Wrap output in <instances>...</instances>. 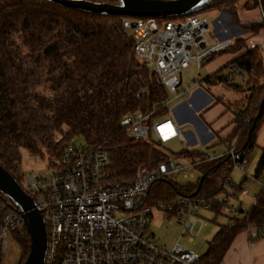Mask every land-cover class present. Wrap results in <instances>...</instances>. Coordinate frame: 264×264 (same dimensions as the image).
Wrapping results in <instances>:
<instances>
[{"label":"trees","instance_id":"16d2710c","mask_svg":"<svg viewBox=\"0 0 264 264\" xmlns=\"http://www.w3.org/2000/svg\"><path fill=\"white\" fill-rule=\"evenodd\" d=\"M85 1L121 4V0ZM239 7H258L262 20L239 23ZM215 10H227L234 22L250 32L264 27V0H209L195 13ZM187 15L157 18L175 20ZM123 17L66 7L51 0H0V165L28 194L18 176L21 150L36 157L47 154L53 161L74 135L83 136L87 145L103 144L109 159V181L134 180L141 168L153 169L168 159L161 143L133 139L120 124L125 113L138 110L162 117L169 99L151 67L134 55V39L124 27ZM226 49L241 52L224 68L233 67V75L246 84L254 79V88L263 86L259 83L264 81L259 47H247L239 36ZM239 70L245 73L241 75ZM219 72L220 69L207 79L212 77V83L217 84ZM38 85H43V91L36 89ZM256 92L257 89L248 107L239 112L236 106L233 108L235 126L227 138H232L235 147L245 154L254 146L264 119V102L260 112H256L264 93ZM221 141L217 138L214 146ZM179 153L186 158H203L195 149L182 148ZM263 168L264 147L255 167L256 178L262 176ZM232 169V160L224 155L211 160L201 182L202 176L193 184L156 178L144 203L162 202L179 193L201 194L214 199L212 208L220 215L224 200H219L218 195ZM0 197L7 199L11 209H17L10 197L1 192ZM249 227L256 228L252 239L264 235V187L247 210L237 207L236 216L218 225L199 264H221L234 237ZM11 234L22 250L17 264H23L29 250V235L25 227L12 230ZM2 256L0 249V264ZM44 264L59 262L55 259Z\"/></svg>","mask_w":264,"mask_h":264},{"label":"built area","instance_id":"2783aa9c","mask_svg":"<svg viewBox=\"0 0 264 264\" xmlns=\"http://www.w3.org/2000/svg\"><path fill=\"white\" fill-rule=\"evenodd\" d=\"M223 14L234 23L231 22V26L240 35L221 38L222 34L227 33L220 29L223 27L220 18ZM122 22L134 39V55L151 67L165 87L168 98L171 96L166 103L165 114L152 124L145 123L151 120L152 112L138 110L125 113L120 124L126 135L136 140L153 138L161 144L179 139L185 141L184 148L204 152L203 160L216 159L218 156L207 150L214 146L217 136L202 119L203 112H193V115L206 129L209 140L205 142H201L194 133L189 121L190 114L185 110V106L191 108V100L196 104L204 101V98L198 100L196 93L204 95V109L215 103V97L203 83L189 85L184 82L181 74L192 64L199 68L209 53L229 47L236 37H242L244 29L232 20L230 12L222 10L212 21L215 37L212 44L201 51L209 44L206 37L207 34L209 36V24L204 13H191L175 20L125 16ZM131 22H134L133 26ZM191 48L195 49L194 55L190 54ZM238 72L241 75L245 73L244 70ZM174 102L177 103L170 108ZM164 124L169 126V134L162 130ZM187 124L190 128L185 130ZM225 149L220 156L228 155L233 168L243 171L247 161L245 152L237 149L233 143L226 144ZM47 162L48 172L29 174L25 181L20 177L44 222L47 263L58 259L59 264H199L201 255L185 248L178 240L169 249L158 245L149 225L155 212L163 218L175 216L181 222V236L188 234L192 240L196 235L192 232L194 224L208 223L199 213L215 214L212 208L214 199L201 194L179 193L162 202L144 203L154 179L179 174L189 177L194 165L191 161L172 164L167 159L153 169L141 168L134 180L109 181V159L103 144L78 146L71 137L59 157L53 161L48 158ZM18 170L20 176L23 175L21 168ZM260 183L264 187V178ZM229 185L232 186L230 178L223 183L218 195L219 200H224L220 215L228 218L237 215V207L231 203V199L238 198L237 192L247 193L242 187L228 191ZM23 227L19 210L11 209L7 199L0 197L2 251L11 248V231ZM217 228L215 225L214 230Z\"/></svg>","mask_w":264,"mask_h":264},{"label":"rangeland","instance_id":"374dc122","mask_svg":"<svg viewBox=\"0 0 264 264\" xmlns=\"http://www.w3.org/2000/svg\"><path fill=\"white\" fill-rule=\"evenodd\" d=\"M240 6V3H239ZM195 13V12H194ZM207 18V22L209 24L208 27V34L206 35L208 45L206 44L205 47L201 51H205L209 48V46L212 44L211 41L214 40V35H213V25L212 21L215 16V13H210V12H203ZM134 18V17H132ZM259 56L262 60L263 64V74H264V42H262L259 46ZM231 49H222L218 51H214L212 53H209L204 60H202V63L206 61H210L212 59H220L223 57L225 59L226 56H230V53H232ZM190 54L194 55L195 54V49L191 48L190 49ZM205 65V64H203ZM201 66L200 68V74L201 75H206V68L205 66ZM197 69L194 65L189 66L182 72V79L183 81H188L190 82L193 76L195 75ZM44 74L41 75V79L44 78ZM264 79V78H263ZM234 83L237 85H241L243 82L242 80L237 77L234 80ZM194 82H190L189 85H192ZM248 85L251 87L253 86L254 79H250L248 82ZM259 83H262L263 86H256L255 89H257V92L259 95H262L264 93V81L261 80ZM37 90L43 91V85H38L36 87ZM216 91L219 93V98H215L217 100L222 101L223 103H227V105L231 106L232 108L235 107L236 105V110L239 112L243 108H245V99L243 98V94L237 90L232 89L231 87H223V86H216L212 90H210V93L213 95V91ZM256 92V93H257ZM210 95V94H208ZM211 95V96H212ZM171 97V96H170ZM169 97V99H171ZM213 97V96H212ZM177 102L171 103L170 108H172ZM156 117H152L151 120L146 121V124H149L153 121H155ZM190 126L187 124L184 126V129L187 130L189 129ZM74 142L78 146H86L87 143L84 140L83 136L81 135H74L73 136ZM152 139H148L147 141H152ZM162 146L165 149V152L169 154L168 161L171 162L172 164H175L177 162L184 163L185 162V157L181 155L179 152L182 148L185 147V141L182 142L179 139H174L171 141H168L166 143H163ZM211 149L214 151L215 155L220 156L226 151V145L224 143H219L215 146H212ZM196 150V149H195ZM246 158L248 160V164L245 165L244 170L240 171L238 169L233 168L232 171L230 172V180L232 182V185H229L227 187L228 191L235 190L234 188L238 187L239 184L242 185L244 189H246L247 193L241 194V193H236L238 194L239 198H236L235 200L231 199V203L235 207L241 206L244 210H247L255 201L256 195L260 191V185L261 183L256 181L258 178H254V170L255 166L257 164V156H255V151L254 149H250L247 151ZM259 158V157H258ZM48 156L47 154L44 157H39V156H32L30 155L26 150H21V160L19 163V167L21 168V171L23 172V175L20 176L19 170H18V176L21 177L24 181L29 174L33 173H38L40 171L48 172ZM262 174L264 175V168L262 170ZM169 179H172L174 181H177L178 183L187 182V178H183L180 174L175 176V177H168ZM264 176L261 177L263 179ZM237 190V189H236ZM235 190V191H236ZM223 196V195H222ZM242 200V204H240V200ZM199 215L204 219L207 220L208 223L206 225H201L200 222H196L193 226V231L196 233V235L193 237L192 240L188 238V234L185 236H181V222L177 217L175 216H169L166 218H163L162 215L158 212H155L153 215V218L151 220V223L149 225V230L153 234V237L156 239L158 245L163 246L167 249L171 248L175 243L176 240L184 246L185 248L195 252L198 255H202L206 249L207 246V239L212 238V236L215 233V225H221L224 223H227L229 221L228 217H224L222 215H216L211 212H200ZM10 242L9 245L11 246L10 249L3 251V264H17L18 260L20 258V246L19 243L15 240V238L12 236L10 237ZM207 238V239H206ZM14 239V240H12Z\"/></svg>","mask_w":264,"mask_h":264},{"label":"crops","instance_id":"0c3cea01","mask_svg":"<svg viewBox=\"0 0 264 264\" xmlns=\"http://www.w3.org/2000/svg\"><path fill=\"white\" fill-rule=\"evenodd\" d=\"M221 11L222 10H215L210 13H215L214 16L215 18L219 15V12ZM220 18L221 21L223 22V27L222 28L220 27V29L227 32L226 34H222L221 38H228L231 37L232 35H236V36L240 35V33L234 28V26H231L232 21L229 20L225 16V14H223ZM236 18L239 21V23H250V22L262 20V15L258 7L253 9H245L239 7L236 13ZM240 27L244 29L242 31V37L244 38L247 47L251 48L254 46H259L262 42H264V27L259 28L258 31L255 33L248 32L245 26L240 25ZM240 52L241 51L232 52L230 53V56H226L225 59H223L222 57L219 60L212 59L210 61H206L202 63L201 66L205 64L203 66H205V68L207 69L206 75L200 74L201 66L198 68L194 64H192L196 67L197 71L190 82L203 83L207 85L210 90H212L218 85L216 83L215 84L212 83V77L209 78L210 79L209 81L207 79V76L213 74L219 68L226 65ZM181 78H182V74H181ZM190 82L187 81L188 84ZM213 96L218 99L219 93L214 90ZM195 97H197L198 100L200 99L202 100L204 98V101L201 104H196L191 100V108L185 106V110L186 112H189L190 114L189 121L192 124L191 128L193 129L194 133L197 134L198 137L201 139V142L208 141L209 137L206 136V129L204 128L200 120L197 119L195 115H193V112H199V111L203 112L202 119L213 131H215L217 138L219 140H222L220 143H224V145L233 143L234 140L232 138L231 139H227V138L230 137L229 135L230 133H232L233 128L235 126L234 123L235 109L231 108L229 105H227V103H223L220 100L216 101L211 106L207 107V109H204L203 103L206 102L204 95L201 93H196ZM201 108L204 110H202ZM227 140L230 142L225 143L224 141ZM254 143L255 144L252 148L254 149L255 156H257L258 159L261 150L264 147V119L262 120L261 125L257 131ZM190 161L194 164L191 176L189 177L182 176L183 178H187V182L182 181L181 184H186V183L193 184L200 176H203L205 174V169L207 168V165L211 164V161H206L198 158L197 159L186 158L184 163H188ZM247 164H248V160L246 161L245 165ZM262 176L264 175L262 174ZM261 177H259L258 180L256 179L258 184L261 181ZM254 178L256 177L254 176ZM238 187H242V185L239 184ZM260 189H261V185H260ZM240 204H242V200H240ZM255 232H256L255 227H249L247 229L240 231L232 240L228 250L226 251L223 257L222 264H264V235L252 239V235Z\"/></svg>","mask_w":264,"mask_h":264},{"label":"water","instance_id":"95a60500","mask_svg":"<svg viewBox=\"0 0 264 264\" xmlns=\"http://www.w3.org/2000/svg\"><path fill=\"white\" fill-rule=\"evenodd\" d=\"M62 6L92 12L109 13L126 17H165L191 14L205 7L209 0H121L119 5L93 3L85 0H51ZM134 22H131V26ZM206 176L201 177L200 182ZM200 182L198 187L200 186ZM0 192L10 197L23 219L30 243L23 264H44L46 254V230L33 198L16 179L0 165ZM197 192V191H196Z\"/></svg>","mask_w":264,"mask_h":264},{"label":"flooded vegetation","instance_id":"af4514ba","mask_svg":"<svg viewBox=\"0 0 264 264\" xmlns=\"http://www.w3.org/2000/svg\"><path fill=\"white\" fill-rule=\"evenodd\" d=\"M224 66L219 68L220 72L217 74V77H216L217 78V85H220L223 87L224 86L225 87L226 86L231 87L232 89L241 92L243 94V98L245 99V101H244V103L246 105L245 108L248 107L250 105L251 99L255 93V88L253 86L251 87L250 85L246 84L245 80L242 81L243 83L241 85H238V84L236 85L233 80L235 78H237L238 76L233 75V71H231L233 69H231V67L226 69V68H224ZM245 79L247 80V78H245ZM236 87H238V88L236 89ZM263 102H264V98L262 97V100H260L258 105H256L257 106L256 112H260L259 107L262 108ZM211 149H214V148H210L207 151L214 153V151H212ZM199 154H201L203 156L204 152L199 151Z\"/></svg>","mask_w":264,"mask_h":264},{"label":"bare ground","instance_id":"6f19581e","mask_svg":"<svg viewBox=\"0 0 264 264\" xmlns=\"http://www.w3.org/2000/svg\"><path fill=\"white\" fill-rule=\"evenodd\" d=\"M226 40H229V39H226ZM162 130L164 131V132H166V133H170V128H169V126L167 125V124H164L163 126H162Z\"/></svg>","mask_w":264,"mask_h":264}]
</instances>
